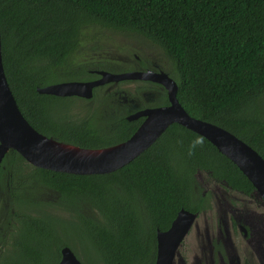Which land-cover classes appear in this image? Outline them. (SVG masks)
Segmentation results:
<instances>
[{
	"label": "trees",
	"instance_id": "1",
	"mask_svg": "<svg viewBox=\"0 0 264 264\" xmlns=\"http://www.w3.org/2000/svg\"><path fill=\"white\" fill-rule=\"evenodd\" d=\"M90 24L156 43L187 113L232 132L264 158V0H0L2 64L22 115L46 136L100 148L137 129L139 120L125 116L140 108L136 100L151 89L147 84L132 94L98 86L90 99L36 89L96 77L87 64L68 61ZM124 99L134 101L128 106ZM161 104H168L165 93ZM198 171L253 189L210 141L178 123L105 174L39 168L11 150L0 164V264H57L63 246L83 264H154L156 231L168 229L182 208L210 206ZM87 207L97 215L86 214ZM65 226L77 230L82 247L64 238Z\"/></svg>",
	"mask_w": 264,
	"mask_h": 264
},
{
	"label": "water",
	"instance_id": "2",
	"mask_svg": "<svg viewBox=\"0 0 264 264\" xmlns=\"http://www.w3.org/2000/svg\"><path fill=\"white\" fill-rule=\"evenodd\" d=\"M97 72L100 77L93 80H66L36 89L44 94L90 99L93 89L100 85L121 79H142L160 82L167 91L169 104L130 114L127 117L129 120L141 116L144 119L131 136L122 142L100 148H84L59 141L35 130L19 110L4 72L0 41V164L9 151L15 150L29 164L39 168L71 174H105L130 162L170 124L178 123L206 138L230 159L250 181L253 191L264 201V158L225 128L191 117L179 103L176 97L177 84L171 77L151 71ZM195 218V213L182 208L168 229L156 231L154 264H175L181 241ZM60 254L57 264H83L69 246H63Z\"/></svg>",
	"mask_w": 264,
	"mask_h": 264
},
{
	"label": "flooded vegetation",
	"instance_id": "3",
	"mask_svg": "<svg viewBox=\"0 0 264 264\" xmlns=\"http://www.w3.org/2000/svg\"><path fill=\"white\" fill-rule=\"evenodd\" d=\"M144 40L146 43L151 44L147 48L153 56L156 55V58L151 57L142 60L140 56L134 54L135 66L131 70H127L129 66H124L123 64L121 66L120 64L118 66L120 71L113 72L151 71L156 74L165 73L171 77L169 74L170 61L164 56L160 47L151 40L146 38ZM112 62L118 63V60L110 59L106 61L110 67L113 66ZM88 63L90 62L85 64L89 68ZM89 71L96 76L93 79L100 77L97 72L99 69L93 67V69L89 68ZM129 82H138L137 86L133 88V93L135 88L144 87L146 84L151 88H143L139 92L142 99H137L136 101L138 102L137 106L140 108L130 114L152 107L167 105L161 104L162 95L165 93L167 97V91L160 82L142 79H121L100 86H108L114 92H124L119 85ZM111 84L113 87L110 86ZM133 101V99H124L123 102L129 106V103ZM129 115L125 116V118L127 119ZM143 119L144 117L141 116L131 120H139L141 123ZM198 173L200 172H197L196 180L197 182L201 180L198 188L202 195L209 196L210 206L207 209L196 212L191 211L196 214V218L186 237L181 241L175 257V264H264L263 199L253 189L246 193L232 188L224 180L218 181L210 177L198 179Z\"/></svg>",
	"mask_w": 264,
	"mask_h": 264
},
{
	"label": "rangeland",
	"instance_id": "4",
	"mask_svg": "<svg viewBox=\"0 0 264 264\" xmlns=\"http://www.w3.org/2000/svg\"><path fill=\"white\" fill-rule=\"evenodd\" d=\"M148 46H151V44L146 43L143 37L131 33L106 29L98 24H90L85 33L81 36L78 49L72 54L68 61H71L75 64H85L91 61L97 62L100 60L108 61L110 59H116V61L118 60V63L112 62L113 66H109L107 69H104L114 73L113 71H120V68H118L120 64L121 66L122 64L129 67L132 65L135 66L134 54L140 56L142 60L151 57L156 58V55L153 56L151 54L150 50L147 48ZM88 66L90 69H92L91 63ZM61 78H63V76L58 79ZM137 84L138 82H129L126 84H120L119 87L121 90L132 94L133 88L137 86ZM110 86L113 87L112 84ZM108 89L109 91H112V88L108 86L104 87L102 90L107 91ZM76 106L77 105H75L74 108H77ZM207 177V174L204 172L198 173V179H206ZM197 183L200 184L201 180H199ZM48 199L55 200L56 202L58 201L57 198H54L53 195L51 196V194ZM84 212L88 215H97L96 212L89 207L85 208ZM53 213L61 218H70L72 216L67 211L60 209L54 210ZM65 229L69 232L64 233V238L74 242V246L77 248L82 247L83 242L80 239L78 240L77 233L75 232L77 230L68 226H65ZM56 230L57 233L62 232L59 226H56Z\"/></svg>",
	"mask_w": 264,
	"mask_h": 264
}]
</instances>
